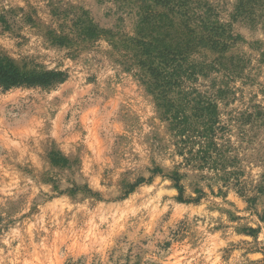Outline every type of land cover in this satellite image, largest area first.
I'll return each instance as SVG.
<instances>
[{"label": "rangeland", "instance_id": "rangeland-1", "mask_svg": "<svg viewBox=\"0 0 264 264\" xmlns=\"http://www.w3.org/2000/svg\"><path fill=\"white\" fill-rule=\"evenodd\" d=\"M198 1L238 38L211 75L230 179L176 154L122 0H0L1 59L65 74L0 86V264H264V0Z\"/></svg>", "mask_w": 264, "mask_h": 264}, {"label": "trees", "instance_id": "trees-1", "mask_svg": "<svg viewBox=\"0 0 264 264\" xmlns=\"http://www.w3.org/2000/svg\"><path fill=\"white\" fill-rule=\"evenodd\" d=\"M122 2L138 17L135 35H124L121 40L122 54L128 68L137 71L141 84L154 97L168 123L176 154L186 166L222 172L227 179L236 176L226 171L228 158L224 146L218 144L227 131L218 110V100L226 91L215 90L211 75L221 69L227 72L222 60L238 38L229 26L216 20L208 4L198 0ZM83 31L92 41L107 34L90 24ZM203 51L217 59L198 60ZM64 79V73L22 72L0 57V86L4 89L47 87Z\"/></svg>", "mask_w": 264, "mask_h": 264}]
</instances>
